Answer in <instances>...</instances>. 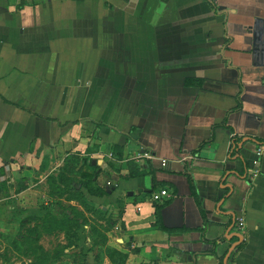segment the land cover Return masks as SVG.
<instances>
[{
  "label": "crops",
  "instance_id": "0c3cea01",
  "mask_svg": "<svg viewBox=\"0 0 264 264\" xmlns=\"http://www.w3.org/2000/svg\"><path fill=\"white\" fill-rule=\"evenodd\" d=\"M259 147L264 0H0L11 246L25 217L72 205L87 217L80 255L55 264H118L113 250L122 264H264ZM62 179L88 184L74 191ZM161 189L169 196L155 201ZM166 201L171 233L154 224Z\"/></svg>",
  "mask_w": 264,
  "mask_h": 264
},
{
  "label": "trees",
  "instance_id": "16d2710c",
  "mask_svg": "<svg viewBox=\"0 0 264 264\" xmlns=\"http://www.w3.org/2000/svg\"><path fill=\"white\" fill-rule=\"evenodd\" d=\"M187 83H193V84H198V83H202V80H188ZM233 146H238V140L236 138L233 139ZM235 150V149H234ZM190 164L191 161H185V170L184 173L187 175L190 186H191V190H192V195L195 197L196 203L200 209L201 215L203 217V221H204V226L201 228V230L203 232H205L208 224L210 223L209 218L207 217L205 211L203 210L198 194L196 193V187H195V181L192 175V172L190 170ZM136 172H131V175H135ZM130 176V175H129ZM53 178V177H52ZM54 179V178H53ZM63 183H65L66 187H68L70 190H79L78 187L80 186H85L86 184H88L87 182H80L77 185H75L74 187L71 188V185L73 183H71L70 181H65L64 179H62ZM65 181V182H64ZM53 183H55V180L52 181ZM60 188V187H58ZM100 193H103V191H100ZM81 193L77 196L78 198H80ZM169 201V200H168ZM164 202L163 204H157L156 205V220H155V225L157 227H159L160 229H162L163 231H166L168 233L171 232H175V229H171L166 227L163 222H162V218H161V210L163 208V206L168 202ZM30 219H34L33 217ZM40 223L36 224L35 227H33V229L31 230V232H29V236H26L24 233H20L18 234V236L16 237V239L13 241L12 246L14 247L15 250H19L20 252L23 250H21L22 245L25 243L28 244L27 248H30L32 241H31V237L30 235H32V233H38L40 236L43 233H53L55 231L58 230H62L65 231V234L67 239H69V243L67 246H75L77 247L76 241L78 239V231L80 230L81 226H83V224H85V222H87V217L85 216L84 213H82L81 211H79L75 206L69 205L67 207H62V212L60 213H55L52 210H49L43 217L39 218ZM184 230V229H182ZM39 236V237H40ZM216 243V242H214ZM23 245V246H24ZM66 246H64L65 248ZM41 248V247H40ZM111 257L113 259H117V263L118 264H122L123 263V259L125 256H123V254L118 253L117 251L113 250L110 251ZM44 256H42V262L41 264H52V261H50L48 259V257H46L45 254H42ZM63 254H57V259L55 258L54 261H57L58 258H60V256ZM48 260L50 262H48ZM47 261V262H46Z\"/></svg>",
  "mask_w": 264,
  "mask_h": 264
},
{
  "label": "rangeland",
  "instance_id": "374dc122",
  "mask_svg": "<svg viewBox=\"0 0 264 264\" xmlns=\"http://www.w3.org/2000/svg\"><path fill=\"white\" fill-rule=\"evenodd\" d=\"M38 180V179H37ZM33 181L35 183L39 181ZM7 185V183H6ZM0 183V187H1ZM39 186V185H38ZM2 193L6 195L7 193L5 192V187H2ZM8 209H0V264H9L8 261L14 258V261L12 264H20L18 263L19 261H22L23 258H25L29 263L28 264H41L42 262V254H45L46 257L50 261H52V264H55L57 261H54L55 258L57 259V254H66V251H73L71 252L73 255H80L78 253V248L75 246H67L69 243V239L66 237L65 231L58 230L53 233H43L41 236L37 233H32L30 235L32 244L30 248L28 247V244L25 243V245L21 247V252L19 250H14L11 244L9 243V238H8V232L2 231L1 226L5 223H9V221L12 219L11 215L7 211ZM34 219H28L25 217V219L21 220L15 227H17V230L20 233H24L26 236H29V232L35 227L36 224L40 223L39 218L33 217ZM9 220V221H8ZM25 220V221H24ZM39 225V224H38ZM82 231H78V236L80 235ZM2 233V235H1ZM66 234V235H65ZM40 236V237H39ZM76 241V240H75ZM64 246H66L64 248ZM41 247V248H40ZM97 248V247H95ZM19 251V252H18ZM68 253V254H69ZM48 260V262H50ZM47 262V261H46ZM24 263V262H23ZM22 263V264H23Z\"/></svg>",
  "mask_w": 264,
  "mask_h": 264
},
{
  "label": "built area",
  "instance_id": "2783aa9c",
  "mask_svg": "<svg viewBox=\"0 0 264 264\" xmlns=\"http://www.w3.org/2000/svg\"><path fill=\"white\" fill-rule=\"evenodd\" d=\"M263 152H264V149L262 147H259L257 149V155L259 157L263 154ZM146 156H150V155L149 154H146ZM256 163H258V161ZM162 164L165 166L167 164V161L166 160H163L162 161ZM257 173H258V171L255 170L254 175H256ZM165 196H169L168 190L167 189H161L159 192H155L153 194V199L155 201H160ZM236 224L239 227V229L242 230L244 228V226H245V218L242 215L237 216V218H236Z\"/></svg>",
  "mask_w": 264,
  "mask_h": 264
}]
</instances>
